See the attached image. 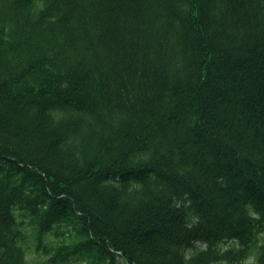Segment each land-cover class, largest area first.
<instances>
[{
  "label": "trees",
  "instance_id": "trees-1",
  "mask_svg": "<svg viewBox=\"0 0 264 264\" xmlns=\"http://www.w3.org/2000/svg\"><path fill=\"white\" fill-rule=\"evenodd\" d=\"M0 264H264V0H0Z\"/></svg>",
  "mask_w": 264,
  "mask_h": 264
}]
</instances>
